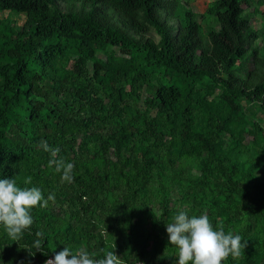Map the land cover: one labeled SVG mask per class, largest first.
<instances>
[{"label": "trees", "instance_id": "1", "mask_svg": "<svg viewBox=\"0 0 264 264\" xmlns=\"http://www.w3.org/2000/svg\"><path fill=\"white\" fill-rule=\"evenodd\" d=\"M0 177L55 195L19 241L0 225V264H177L181 210L264 264V0H0Z\"/></svg>", "mask_w": 264, "mask_h": 264}, {"label": "clouds", "instance_id": "2", "mask_svg": "<svg viewBox=\"0 0 264 264\" xmlns=\"http://www.w3.org/2000/svg\"><path fill=\"white\" fill-rule=\"evenodd\" d=\"M39 146L53 156L60 151L59 148H52L46 139L39 141ZM50 164L61 172L62 180H74L75 165L72 162L52 159ZM26 179L30 181L31 177ZM54 200V193L45 198L38 186L21 187L13 177H0V225L6 228L13 240L19 241L33 223V207H43ZM166 231L170 243L178 250L177 264H226L229 255L238 256L242 247L241 235L226 232L222 226H214L206 214L178 211L172 221L166 223ZM43 244L41 239L33 242L36 250L45 252ZM45 264H121V259L115 251L109 250L103 257L97 258L83 248L74 251L65 245L54 257H48Z\"/></svg>", "mask_w": 264, "mask_h": 264}, {"label": "rangeland", "instance_id": "3", "mask_svg": "<svg viewBox=\"0 0 264 264\" xmlns=\"http://www.w3.org/2000/svg\"><path fill=\"white\" fill-rule=\"evenodd\" d=\"M190 2L191 6L196 12H204L207 8L208 3L211 0H187ZM16 18L19 20L20 23L24 22L25 16L24 15H19L16 16ZM262 43V42H261ZM260 117H263V115L259 114ZM52 256V255H51Z\"/></svg>", "mask_w": 264, "mask_h": 264}, {"label": "built area", "instance_id": "4", "mask_svg": "<svg viewBox=\"0 0 264 264\" xmlns=\"http://www.w3.org/2000/svg\"><path fill=\"white\" fill-rule=\"evenodd\" d=\"M50 257H54V256L52 255V256H50ZM121 264H146V263H144V262H142V261H138V262H130V263H127V262H123V261H121Z\"/></svg>", "mask_w": 264, "mask_h": 264}]
</instances>
